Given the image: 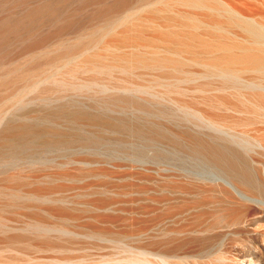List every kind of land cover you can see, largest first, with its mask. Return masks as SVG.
<instances>
[{"label":"rangeland","instance_id":"1","mask_svg":"<svg viewBox=\"0 0 264 264\" xmlns=\"http://www.w3.org/2000/svg\"><path fill=\"white\" fill-rule=\"evenodd\" d=\"M221 1L229 6L217 12L230 39L241 37L229 20L230 7L235 14L264 21V0H244L245 13L238 12V0ZM141 7L138 0H0V264H142V249L178 251L168 263L148 256L156 264L177 260V264H264V197L235 182L205 155L193 153L189 145L194 142L184 133L191 129L209 140H229L237 163L247 162L255 183L264 188V147L254 142L256 132L246 138L238 135L236 115L223 110L219 99H205V83L218 87L220 79L202 75L203 69L196 65L192 69L197 75L179 84L162 70L95 68L97 61L91 57L99 51L106 64L112 62L111 50L104 49L107 43L126 52L143 44L134 32L123 41L121 27L109 25L118 16L136 11L145 23L162 24L158 17L170 14L150 15ZM173 9L199 18L203 24L199 32L210 37L206 14L211 10L182 5ZM146 25L142 37L154 36ZM102 26L114 30L115 37L104 36V29L101 43L77 44V36ZM27 46L36 48L26 52ZM67 46H74L73 51L64 50ZM82 53L89 62L84 63ZM71 57L75 58L66 63ZM114 96L132 97L135 102L112 104ZM58 103L109 116L111 123L95 126L55 115L61 112ZM162 108L168 113H161ZM142 109L148 112L143 114ZM51 113L53 119L46 117ZM21 120L39 124L45 132L54 124L62 131L81 130L99 139L36 143L33 153L8 156L12 153L3 141L13 137L12 126ZM122 120L129 125L128 133L112 128L113 122ZM152 122L172 139L135 132ZM205 208L207 217L198 219L196 214ZM217 217L225 221L209 227ZM196 220L203 226L196 228ZM216 237L224 243L217 246L218 238L214 245Z\"/></svg>","mask_w":264,"mask_h":264},{"label":"bare ground","instance_id":"2","mask_svg":"<svg viewBox=\"0 0 264 264\" xmlns=\"http://www.w3.org/2000/svg\"><path fill=\"white\" fill-rule=\"evenodd\" d=\"M138 2L142 6L141 9L147 10V12L150 15L158 14L160 11H162V12L166 11V13L170 12V14H166V16H163V17H158V18H163V19H160L161 21H163L162 24L153 22V20H149L148 23H145V19L143 20L139 15L137 16L136 11H131V12L129 11V12H126V13L118 16L109 25H111L112 27H114V26L121 27V34L124 35L123 41H128L127 40L128 37L130 38V35L128 34V32H134L136 34V35H134V36H136V40H137V37H139L143 41V42H141V41L140 42L143 44L139 45V46L138 45L134 46L136 48L132 52L131 51L126 52V51L121 50L120 49L121 47L107 43L106 44L107 47L104 49L109 50V51L111 50L110 51V57H111L112 62L106 64L105 63V58H106L105 54L99 51L96 54L92 55V57H91L97 61V63H96L97 65H95V68L98 66L99 69H106L105 71H109L111 69H120L121 71H124V72H128L129 70L131 71V69H135V68H139V67L145 68L146 70L150 69V71H151V69L162 70L165 73V75H167L170 79H174L176 81V83H178L180 81H183L186 78L188 79L189 76L197 75V73L195 71H193V69H192L195 65L198 66L197 68L201 67L204 71V72H202V75H207V77L208 76L209 77L214 76V77H217L220 79V84H218L219 85L218 87L213 86L211 81L205 83V90H204L205 99H208L206 101L209 102V100L214 99V98L219 99L221 101V105L223 107L222 108L223 110H226V112H228V111L233 112L236 115L234 127H235V129L240 130L238 135L243 133L244 134L243 137L246 138L245 135L248 136L247 134L249 132H254V133L256 132V135L252 136L253 140H254V142L256 141V143L258 141L259 144L262 146V149H263V147H264V23L263 22L264 21L261 23V21L260 22L258 20L256 21L252 16H246L243 14L238 15L237 13L235 14L234 12H231L233 10H231L232 8L230 7V9L227 10L228 14H231L229 16V18H230L229 20H232L238 26L239 30L241 31V33H239V35L241 34V37L238 38L239 37L238 36L237 37L238 40H236L237 38L230 39L228 37L229 35L227 34V32L225 31V29L222 26V19L218 15L219 12H217V11H220V10L222 11L223 6H224V10H225V7L228 5L223 3L221 0H138ZM237 2H238V6H239L238 12H240L242 10V8H245L248 5L244 0H238ZM175 5H182V6H184V9L187 7L189 9H200L202 11H203V9L211 10L213 13H210V14L207 13L206 14V16L208 17V20H210L209 22L211 23L210 37L206 38L205 36H202L201 33L199 32V28L202 27L201 25H203L202 21L201 20L199 21V18L196 19V18H194L195 16L193 17V16H191V14H188L186 12L184 13L182 11L181 12L180 11L176 12V10L174 11L173 8ZM242 12H243V10H242ZM243 13H245V12H243ZM138 14H140V13L138 12ZM142 14H144V12ZM162 15H165V14L162 13L161 16ZM262 15H264V14H262ZM135 16H137V17H135ZM227 18H226V20H227ZM153 19H154V17H153ZM233 22H231V23H233ZM146 24H148L149 27H151L153 34H155V35L152 37H149V38L144 37L145 38L144 39L142 37L141 33L143 32L144 27L147 26ZM109 25H107V26H109ZM107 26L106 27L102 26L99 29H96L94 31L89 32L88 34H85L82 36H77L78 37L77 44L78 45L83 44L87 40H89V41L94 40V41H97L98 43H101V41H102L101 38H103L104 36H107L110 39H113L116 34L114 33V30L111 31V29H110L111 32L108 31ZM104 29L106 30L107 33L106 34L104 33V36H101V32ZM186 31L188 32L187 35L185 34ZM153 34H151V35H153ZM216 36H218L220 38L216 39L217 38ZM109 38H108V40H109ZM131 38H132V36H131ZM120 40H121V38H120ZM116 41H117V38H116ZM133 41H134V39H133ZM105 42H107V41L105 40ZM140 42H138V43L141 44ZM119 43H121V42H119ZM126 44L132 46L131 45L132 42H131V44L126 42ZM128 45H126V46H128ZM73 47L74 46H70V47L67 46L64 48V50L69 49V50L73 51V49H72ZM35 48H36V46H27L24 48V50L26 52H30V51L34 50ZM84 54L85 53H82L81 55L84 56ZM74 58L75 57L69 58L66 63H69V62L71 63V61ZM84 58H85L84 63L89 62L90 59H88L86 56H84ZM159 73H160V71H159ZM198 75H200V74H198ZM52 76H50V77H52ZM159 77H161V76H159ZM212 77H211V79L214 78V77L213 78ZM188 80H190V79H188ZM43 81L41 83H44ZM46 81L47 80H45V82ZM217 81H218V79H217ZM35 83H36L35 79H34V81H31L32 90L34 88ZM176 83H174V84L170 83L169 85L174 86ZM201 90H203V89H201ZM51 91H50V93H51ZM47 93H49V92H47ZM41 94H43V93H41ZM61 101H60V103H62ZM133 101H134V99L132 97L126 98V97H122V96H114L113 98H111L110 102L112 104L116 103V104L127 105V104H129V102H133ZM60 103H58V104L60 105ZM78 104H80V103H78ZM106 104H108V103H106ZM139 105L142 107L141 104H139ZM66 106H68V105H66ZM58 109L61 110L60 114H55V113H51V115L46 114V117L51 119L52 116L55 114L58 116L61 115V117L63 116L65 118L84 119V120H87L88 122H90L92 125H95V126L99 125L100 123H104V122H105L104 123L105 125H106V122L111 123L110 122L111 118H109V116L107 117L105 115H102L101 113L93 112L92 110L86 111L85 109H81L80 107L79 108H74V107L71 108V107H65V106L58 107ZM142 110H143V114L148 112L145 109H142ZM161 113L167 114L168 110H166L165 108L164 109L162 108ZM188 114H190V113H188ZM116 118H118V117H116ZM123 119H126V118H123ZM123 122H125V121L122 120V122L121 121L115 122V123L113 122V124H114L112 126L113 130H115L116 132L120 131L121 133L122 132L128 133V131H131L129 127L127 128V126H129V125H125L127 122L125 124ZM140 123H141V121H140ZM152 123H154V122H152ZM128 124H129V122H128ZM12 127L13 128H12L11 135H13V137L12 138H5L3 143L4 144L8 143L7 148H9L8 150L11 151V153H12V154H10V152H9L8 156L14 155V157L17 155L18 152H20V153L21 152L33 153L32 151H34L36 143H41V144H44L45 146H48V145H53V144H55V145L61 144L62 145V144L67 143L69 141H73V142L74 141H81V140H85V141L90 140V141H95V142L98 141L96 139L98 137H94V135H85V134H83V132L81 130H67L66 129V130L62 131L61 127H59L58 125H54V124H51L48 126L51 128L49 132H45V130L42 129L39 124H34L28 120L18 121ZM164 129L165 128H161L159 126V124H155V123L150 124L149 123L147 126H145L143 128L137 127L135 129V132L136 133H143V132L147 133L148 132L151 135L156 136V138L158 137L159 139H162V140L163 139L169 140V138L172 136L167 135V132ZM8 131H9V129H8ZM184 131L183 132L186 135H188L194 142L192 145H189L190 146L189 148L193 153H195V154L201 153V154L205 155L211 161H213V162L219 164L221 167H223V170L225 169L227 174H229V177H231L235 182L246 187V189H248L249 191H252V192L256 191V193H258L259 196L264 197V188L261 185H257L255 183L254 178H253V174L251 172V169L248 167L247 162H244V160L242 161L239 159L242 162H241V164H238L237 161L235 160L237 158V156L236 157L233 156L234 154L232 153V151L234 152V150L231 151V148H233V147H231V142L229 140H226L222 137L220 138V141L209 140L204 135H202L198 132H195L191 129H184ZM132 132H134V131H132ZM132 132H130V133H132ZM170 139H172V138H170ZM87 142L88 141H86V143ZM190 142H191V140H190ZM81 144H82V142H81ZM245 144H246V142H245ZM248 144L249 143H247L246 145H248ZM239 153H241V152H239ZM236 154H238V153H236ZM30 157H31V155H30ZM238 158H240V157H238ZM198 203H199V201H198ZM200 203L201 204L204 203L205 205L206 204L208 205V203H205V202L202 203V201ZM192 205H193L192 206L193 208H196L197 207V200H195ZM197 210H198V208H197ZM191 211H193V210H191ZM207 213H208V211H206V208H205L204 210L200 211L199 214H196L197 215L196 217L198 219H203L204 217H207ZM236 220H238V217L236 218ZM224 221H225L224 218L217 217L214 219V221H212V223L209 225V227L210 226H218L219 223L224 222ZM246 221H247V219H246ZM205 223H206V221H205ZM199 224H201V223L198 220H196L194 222V226L196 228L199 226ZM217 236H218V234H217ZM218 238L219 237H216L214 240H212V242L214 243V245L217 244V246H220L221 242L222 243H224V242L221 241L222 238H219L220 241H217L215 244V241ZM206 239H207V237H206ZM208 240H206V241H208ZM206 241H204V242L207 243ZM211 245L213 246V244H211ZM223 246H225V245H223ZM232 246L234 247V245H231L230 248ZM158 250H159V248H158ZM164 251H166V250H164ZM173 252L174 251H172V250H168L166 252L157 253L156 251L153 252L150 249L149 250L148 249H142L141 253H143L142 255L144 257V260H142L141 263L142 264H156V263L151 262L148 259L149 257H159L160 258L159 261L162 262L161 259H163L165 262V259H166V262H167L168 257H171L172 259L174 257L176 258V256H174ZM220 256H218V257L219 258L223 257V256H221V257ZM178 261L179 260H177L175 262V264H177ZM131 262H134V259Z\"/></svg>","mask_w":264,"mask_h":264}]
</instances>
